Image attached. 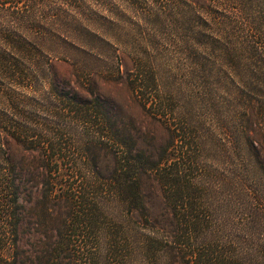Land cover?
<instances>
[{"label": "rangeland", "instance_id": "1", "mask_svg": "<svg viewBox=\"0 0 264 264\" xmlns=\"http://www.w3.org/2000/svg\"><path fill=\"white\" fill-rule=\"evenodd\" d=\"M111 1L114 10L121 3ZM210 1L205 8L209 6L218 20L240 21L237 32L230 35L240 48L237 64L227 59L212 64L219 58L223 37L217 41L185 30L174 33L168 22L166 30L147 36L136 31L139 18L130 13L116 20L125 31L112 33L127 44L120 52L127 64H111L114 52L104 44L95 46L90 37L86 40L92 53L77 52V59L59 54L54 57L60 58L58 64H0V125L7 134L0 143V164L14 166L19 184L11 220L0 210V264L13 259L15 240L18 264H49L43 254L55 236L47 238L50 231L41 213L42 194L50 187L49 170L57 181L53 187L64 192L76 175L86 179L94 174V166L96 175L107 177L119 164L159 162L170 139L168 127L154 118L153 109L143 107L129 87L131 80L146 76L162 84L177 121H186L194 140L203 141L200 150L194 146L195 164L211 180L213 202L223 205L219 230L241 237L250 245L251 255L264 264V0H216L218 7H211ZM140 57L153 64H135ZM22 125L29 130L27 137L18 139L12 128ZM244 127L258 140V154L244 146ZM143 186L152 212L162 210L156 183L144 179ZM115 212L110 203L104 206L102 221L95 225L101 237L93 222L87 230L76 227L79 236H74V216L66 207L61 228L69 235L59 264H93L95 259L84 260L77 251L76 245L83 243L90 252L95 248L107 252V264H113L112 242L133 239L132 233L143 225L128 220L126 212L119 222ZM9 222L18 224L17 235L4 233ZM115 225L121 233L113 229Z\"/></svg>", "mask_w": 264, "mask_h": 264}, {"label": "trees", "instance_id": "2", "mask_svg": "<svg viewBox=\"0 0 264 264\" xmlns=\"http://www.w3.org/2000/svg\"><path fill=\"white\" fill-rule=\"evenodd\" d=\"M118 1L121 3L114 10L110 7L115 5L111 0H0V64H58L60 58L54 57L59 54L76 57L77 52L80 55L90 52L88 49L92 44L86 40L88 37L97 47L101 44L110 47L115 54V61L111 64H127L126 57L120 53L127 44L112 34L125 31L116 20L119 15L126 13L139 18L140 22L135 23L134 28L147 36L157 34L162 28L166 30L164 24L168 22L166 25L174 33L185 30L194 36L204 35L217 41L223 37L225 39L220 47L219 58L213 59L212 64L217 59H227L237 64L240 48L230 35L232 31L237 32L240 21L237 18L218 20L208 5L209 8H205L206 0ZM210 5L218 7V2L211 0ZM145 45L147 49L149 46ZM135 64L153 62L140 57ZM115 70L118 72L119 66ZM129 87L143 107L153 109L154 118L168 127L170 139L161 151L162 157L158 163L150 166L119 164L107 177L96 175L95 166L89 165L94 166V174L86 179L76 175L64 192L53 187L57 181L55 178L52 180L50 175L53 171L49 170L47 184L51 188L45 189L42 194L41 213L44 225L50 231L47 238H51V233L55 238L47 244L48 248L43 254L45 260L49 264H59L58 257L68 243L66 237L69 234L61 228L64 221L61 214L66 207L74 216L71 222L75 227L73 235L79 236L76 227L87 230L91 222L99 230L98 225H95L102 221L104 206L110 203L119 222L126 212L128 220L143 224L138 226L140 230L132 231L134 241L123 238L112 242L113 264H129L135 259L143 261V264H260L251 255L250 245L241 237L222 234L219 230L223 226L220 215L223 205L213 202L211 180L203 176L204 172H199L195 164V153L197 148L201 149L203 141L194 140L186 121H177L172 100L164 92L162 84L146 76L131 80ZM249 110L252 113L253 105ZM12 130L18 139H24L29 127L16 126ZM241 133L246 140L244 146L256 150L258 154L260 144L255 135H249L246 127ZM6 135L0 125V143ZM74 168L80 169L81 166L75 164ZM144 173L148 174L142 178ZM144 179L156 183L159 189L164 207L156 213L152 212L148 204ZM99 184L103 191L96 189ZM84 185L90 186L91 190H81ZM76 186H79L80 191H75ZM18 192L14 166L1 163L0 210L8 221L14 212ZM113 229L121 233L119 225ZM17 231L16 223L9 222L4 226V233L17 235ZM99 233L101 237V230ZM76 246L82 259H95L93 264H107L108 254L102 249L95 248L94 252H90L86 243ZM14 247L13 259L8 264L19 262L16 240Z\"/></svg>", "mask_w": 264, "mask_h": 264}]
</instances>
